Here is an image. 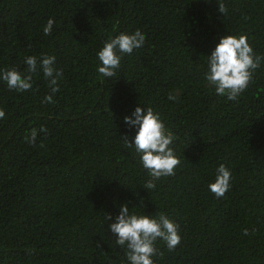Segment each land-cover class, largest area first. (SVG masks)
<instances>
[{
    "label": "trees",
    "instance_id": "trees-1",
    "mask_svg": "<svg viewBox=\"0 0 264 264\" xmlns=\"http://www.w3.org/2000/svg\"><path fill=\"white\" fill-rule=\"evenodd\" d=\"M222 2L226 14L216 0H0V70L26 75L25 58H38L33 90L0 80V264H128L109 231L125 203L179 225L180 244L158 240L154 264H264V62L235 102L204 79L223 36L245 35L264 56V0ZM137 29L143 47L115 77L98 74L104 42ZM41 54L63 71L51 104ZM137 106L160 114L181 160L152 190L122 137L136 135L123 121ZM221 164L232 180L217 199L208 185Z\"/></svg>",
    "mask_w": 264,
    "mask_h": 264
},
{
    "label": "clouds",
    "instance_id": "clouds-1",
    "mask_svg": "<svg viewBox=\"0 0 264 264\" xmlns=\"http://www.w3.org/2000/svg\"><path fill=\"white\" fill-rule=\"evenodd\" d=\"M216 2L219 13L226 14L228 9L222 0ZM54 23L52 18L47 20L43 28L44 35H51ZM144 43L145 34L139 29L131 34L121 33L106 40L97 52V59L100 62L97 67L98 74L106 79L115 77L123 56L143 47ZM206 59L208 69L204 74L206 83L215 89L217 96L226 97L228 101L233 102L246 91L255 70L264 62V56L254 53L245 35L221 37ZM37 61L35 55L25 58L26 75L15 68L0 70V80L6 82L10 91L33 90L32 74L37 72ZM39 61V69L48 81L50 89L42 103L51 104L54 103L53 95L60 91L59 81L63 71L55 67V56L41 54ZM168 99L176 101L178 96L170 93ZM4 118L5 111L0 109V119ZM123 122L130 129L136 130V135L131 141L126 135L122 136L124 144L128 148H135L142 167L150 177L142 188L152 190L156 187L157 181L174 176L181 160L172 146L175 137L166 129L160 114L151 107L137 106L131 116L124 117ZM38 132L47 135L48 129L44 126L39 129L32 128L25 141L29 145H35ZM216 173L215 181L210 183L208 188L215 198L221 199L230 190L232 174L223 164L216 169ZM104 218L105 221L112 219L111 215ZM109 231L117 237L115 245L124 249L128 264H154L152 257L162 255L156 247L158 240H162L169 251L175 250L181 242L179 225L167 215L136 214L129 210L127 203L120 206L115 222L109 225ZM243 234L248 235V230L245 229Z\"/></svg>",
    "mask_w": 264,
    "mask_h": 264
}]
</instances>
